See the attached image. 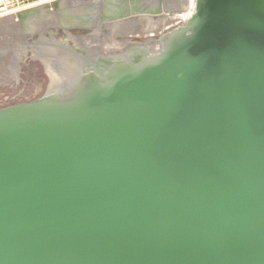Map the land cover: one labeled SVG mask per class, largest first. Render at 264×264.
Instances as JSON below:
<instances>
[{
    "label": "water",
    "instance_id": "1",
    "mask_svg": "<svg viewBox=\"0 0 264 264\" xmlns=\"http://www.w3.org/2000/svg\"><path fill=\"white\" fill-rule=\"evenodd\" d=\"M156 44L0 110V264H264V0Z\"/></svg>",
    "mask_w": 264,
    "mask_h": 264
},
{
    "label": "flooded vegetation",
    "instance_id": "2",
    "mask_svg": "<svg viewBox=\"0 0 264 264\" xmlns=\"http://www.w3.org/2000/svg\"><path fill=\"white\" fill-rule=\"evenodd\" d=\"M182 1L97 0L80 6L64 3L52 14L53 20L44 14L22 13L11 27L0 29V53H6L0 58V110L41 98L52 74L61 69L136 48L158 50L156 40L164 33L163 22L148 27L138 19L158 21L161 18L155 20L154 16L166 9H178ZM89 37L97 41L83 42ZM101 39H113L115 43L102 45ZM24 53L29 56L21 60Z\"/></svg>",
    "mask_w": 264,
    "mask_h": 264
},
{
    "label": "built area",
    "instance_id": "3",
    "mask_svg": "<svg viewBox=\"0 0 264 264\" xmlns=\"http://www.w3.org/2000/svg\"><path fill=\"white\" fill-rule=\"evenodd\" d=\"M58 0H0V17L11 13H22L28 9L51 6ZM69 3L70 0H65ZM195 0H183L176 10L160 12L154 19L162 18V31L166 32L178 25L183 24L193 14Z\"/></svg>",
    "mask_w": 264,
    "mask_h": 264
},
{
    "label": "rangeland",
    "instance_id": "4",
    "mask_svg": "<svg viewBox=\"0 0 264 264\" xmlns=\"http://www.w3.org/2000/svg\"><path fill=\"white\" fill-rule=\"evenodd\" d=\"M96 1L97 0H91V2H93V3L96 2ZM64 3H66L65 0H58V1L55 2V4H57V7L56 8H53V5H51V6H41V7H36V8L28 9V10L22 12V13L23 14H25V13L44 14L45 18L48 17V18H51L52 19L53 16H54L52 14L55 13V12H57V9L59 8V6L60 5H64ZM67 4H73V5H88L85 2H83V0H70V2L67 3ZM22 13H18V14L17 13H11V14H7L5 16H1L0 17V29L11 27L13 24L16 23L15 21H17V19L21 16ZM45 14H47V15H45ZM44 16L42 15V17H44ZM141 20L142 21H145V23H146L147 26H148L149 23L152 24V22H154L155 24L158 23V22L159 23L160 22L161 23L163 22V19L162 18L160 20H158V21H153L151 19L152 22H148V20H150V18H147V17H144V19H141V18L138 19V21H141ZM40 22L43 23V22H45V20H42L41 19ZM5 54L6 53H0V58H3V55H5ZM25 55L29 56L27 53H24V55L21 54L20 55L21 60H22V58Z\"/></svg>",
    "mask_w": 264,
    "mask_h": 264
},
{
    "label": "bare ground",
    "instance_id": "5",
    "mask_svg": "<svg viewBox=\"0 0 264 264\" xmlns=\"http://www.w3.org/2000/svg\"><path fill=\"white\" fill-rule=\"evenodd\" d=\"M83 2H86V3H90L91 2V0H83ZM172 2V1H171ZM93 3V2H92ZM91 4V3H90ZM89 5V4H88ZM92 5V4H91ZM80 6V5H79ZM90 7V6H89ZM177 7V6H176ZM46 9V8H45ZM53 10V9H52ZM74 10V9H73ZM80 10V9H79ZM86 10V9H85ZM67 12V11H66ZM86 15V14H85ZM77 16V15H76ZM54 17H55V15H54ZM83 17H84V15H83ZM82 17V18H83ZM93 17V16H92ZM148 22H152L151 21V19L150 20H148ZM154 22H152V24L151 23H149L148 24V26L149 27H153L154 26ZM83 40V42L85 41L86 43H94V42H96L97 41V39H92V38H87V39H82ZM102 45H112V44H114L115 43V40H113V39H101V41H99ZM116 47V46H115Z\"/></svg>",
    "mask_w": 264,
    "mask_h": 264
}]
</instances>
